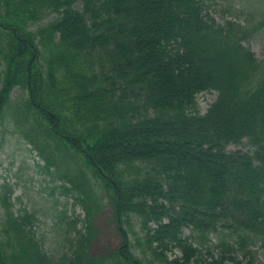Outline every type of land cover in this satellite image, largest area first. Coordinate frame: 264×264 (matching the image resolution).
<instances>
[{
  "label": "trees",
  "instance_id": "1",
  "mask_svg": "<svg viewBox=\"0 0 264 264\" xmlns=\"http://www.w3.org/2000/svg\"><path fill=\"white\" fill-rule=\"evenodd\" d=\"M238 4L219 23L206 0H0V150L18 134L61 182L53 193L85 211L53 253L1 183L0 264L255 263L264 45L258 58L244 42L264 32V9ZM204 90L217 97L201 113ZM106 205L122 242L95 253Z\"/></svg>",
  "mask_w": 264,
  "mask_h": 264
},
{
  "label": "rangeland",
  "instance_id": "2",
  "mask_svg": "<svg viewBox=\"0 0 264 264\" xmlns=\"http://www.w3.org/2000/svg\"><path fill=\"white\" fill-rule=\"evenodd\" d=\"M245 5L251 12H258L264 9V0H206L207 11L223 23L226 19H232L238 14L236 8L238 2ZM57 13H49L42 23L54 19ZM242 18V17H241ZM243 19V18H242ZM259 58L263 54L264 32L258 33L251 40L244 42ZM20 91L14 90V97ZM217 97L216 90H204L197 94V102L201 113H205ZM229 150H249L245 141L240 144H229ZM40 163L36 152L32 150L30 144L20 138L18 134H8L0 150V184L9 183L14 188V210L18 213L25 209L37 213L39 220L38 234L45 243L47 250L53 253H61L67 250L68 240L61 226H71L70 220L79 216L77 226H83L85 211L80 204H75L73 199L60 194L59 189L53 193L55 183L51 176L46 175L38 167ZM134 226H138V220L131 215ZM96 224L99 229V236L95 239L92 249L96 253L107 248H116L122 242L116 230V221L110 206L106 205L103 211L98 214ZM190 230H185V235H189ZM133 238V236H132ZM257 252L254 264H264V244L258 243L255 246ZM171 257L181 256L179 249L174 248L169 251ZM206 257V251H204ZM245 262L244 264H246Z\"/></svg>",
  "mask_w": 264,
  "mask_h": 264
}]
</instances>
